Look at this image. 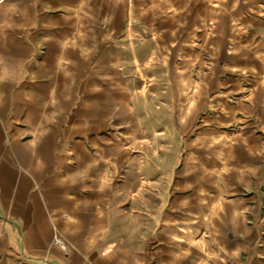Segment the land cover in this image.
<instances>
[{
    "label": "crops",
    "instance_id": "0c3cea01",
    "mask_svg": "<svg viewBox=\"0 0 264 264\" xmlns=\"http://www.w3.org/2000/svg\"><path fill=\"white\" fill-rule=\"evenodd\" d=\"M156 47L169 95L210 101L186 147L123 67ZM262 184L264 0H0V264L237 258Z\"/></svg>",
    "mask_w": 264,
    "mask_h": 264
},
{
    "label": "rangeland",
    "instance_id": "374dc122",
    "mask_svg": "<svg viewBox=\"0 0 264 264\" xmlns=\"http://www.w3.org/2000/svg\"><path fill=\"white\" fill-rule=\"evenodd\" d=\"M140 44L141 48L145 49V51L151 48V44L148 41H140ZM135 59L136 58L124 57L123 67L130 71L129 74H131L133 80L138 83L141 92H146L148 95L150 94V96H155L157 98L155 106H151V108H155L156 128H167L169 130V135L161 140L170 141L173 145L181 139L186 147L185 140L190 137L189 135L196 128L204 124L205 115L210 108V101L208 100V102L204 104L197 105L195 104V100L189 97L186 104H184L182 99L178 97L175 98L172 94L171 96L169 95L167 86L170 82V78L167 71V59L158 47H156V55L154 57L150 56L137 58L138 60ZM224 61L225 60L221 63H224ZM188 76L194 83H198L205 80L207 73L193 68L192 71L188 73ZM207 78L210 80V74ZM148 86H153L155 88H148ZM207 91V95L211 96L212 90L208 89ZM181 107L185 108L187 111L188 115L186 122L179 119V108ZM180 133L181 135H179ZM158 141H160V139ZM257 174L258 173L255 175ZM258 178H254L253 181L258 182ZM252 185L251 189L249 187L247 195H252L250 193L254 192L257 187L255 184ZM262 189L264 190V184H262ZM259 221H261L260 229H258L256 233L244 237L247 245L245 249H243L242 255L239 257L237 256V258L219 259V262L216 261V264H264V216Z\"/></svg>",
    "mask_w": 264,
    "mask_h": 264
},
{
    "label": "built area",
    "instance_id": "2783aa9c",
    "mask_svg": "<svg viewBox=\"0 0 264 264\" xmlns=\"http://www.w3.org/2000/svg\"><path fill=\"white\" fill-rule=\"evenodd\" d=\"M55 243L58 244L64 251H68L70 249L69 245L60 236L55 238Z\"/></svg>",
    "mask_w": 264,
    "mask_h": 264
},
{
    "label": "bare ground",
    "instance_id": "6f19581e",
    "mask_svg": "<svg viewBox=\"0 0 264 264\" xmlns=\"http://www.w3.org/2000/svg\"><path fill=\"white\" fill-rule=\"evenodd\" d=\"M157 36H158L159 38H162V37H163V33H162V31H158V32H157ZM172 75H174L173 72H172ZM38 223H39V225H40V227H41L43 233L47 235L48 233H47L46 227L44 226L42 220H41V219H38Z\"/></svg>",
    "mask_w": 264,
    "mask_h": 264
}]
</instances>
